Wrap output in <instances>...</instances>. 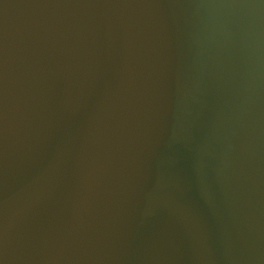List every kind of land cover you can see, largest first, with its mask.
<instances>
[{
  "label": "water",
  "instance_id": "obj_1",
  "mask_svg": "<svg viewBox=\"0 0 264 264\" xmlns=\"http://www.w3.org/2000/svg\"><path fill=\"white\" fill-rule=\"evenodd\" d=\"M0 264H264V0H0Z\"/></svg>",
  "mask_w": 264,
  "mask_h": 264
}]
</instances>
